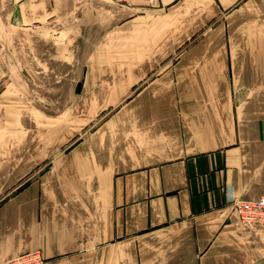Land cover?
Returning a JSON list of instances; mask_svg holds the SVG:
<instances>
[{"label": "crops", "instance_id": "1", "mask_svg": "<svg viewBox=\"0 0 264 264\" xmlns=\"http://www.w3.org/2000/svg\"><path fill=\"white\" fill-rule=\"evenodd\" d=\"M264 0H0V263L264 264Z\"/></svg>", "mask_w": 264, "mask_h": 264}, {"label": "built area", "instance_id": "2", "mask_svg": "<svg viewBox=\"0 0 264 264\" xmlns=\"http://www.w3.org/2000/svg\"><path fill=\"white\" fill-rule=\"evenodd\" d=\"M228 203L232 206L241 224L264 226V195L252 201L230 197ZM0 264H44V260L41 254L35 251L20 254L14 259Z\"/></svg>", "mask_w": 264, "mask_h": 264}]
</instances>
